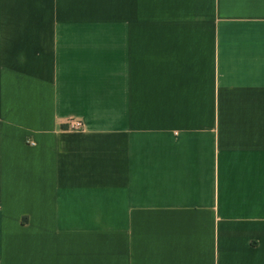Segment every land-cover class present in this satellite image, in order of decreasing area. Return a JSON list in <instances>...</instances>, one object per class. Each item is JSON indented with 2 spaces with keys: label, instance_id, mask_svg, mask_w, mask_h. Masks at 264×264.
Returning <instances> with one entry per match:
<instances>
[{
  "label": "crops",
  "instance_id": "crops-1",
  "mask_svg": "<svg viewBox=\"0 0 264 264\" xmlns=\"http://www.w3.org/2000/svg\"><path fill=\"white\" fill-rule=\"evenodd\" d=\"M0 264H264V0H0Z\"/></svg>",
  "mask_w": 264,
  "mask_h": 264
},
{
  "label": "built area",
  "instance_id": "built-area-1",
  "mask_svg": "<svg viewBox=\"0 0 264 264\" xmlns=\"http://www.w3.org/2000/svg\"><path fill=\"white\" fill-rule=\"evenodd\" d=\"M68 127L71 129H77V130H82L83 129V123L78 120H71L68 123Z\"/></svg>",
  "mask_w": 264,
  "mask_h": 264
}]
</instances>
